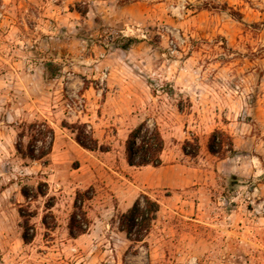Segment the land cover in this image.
<instances>
[{
  "label": "rangeland",
  "instance_id": "374dc122",
  "mask_svg": "<svg viewBox=\"0 0 264 264\" xmlns=\"http://www.w3.org/2000/svg\"><path fill=\"white\" fill-rule=\"evenodd\" d=\"M33 122L53 131L38 161L16 151ZM142 122L163 139L158 168L125 162ZM39 183L46 195L24 200ZM89 187L91 224L73 240ZM141 194L160 208L131 243L115 217ZM0 264H264V0H0Z\"/></svg>",
  "mask_w": 264,
  "mask_h": 264
},
{
  "label": "trees",
  "instance_id": "16d2710c",
  "mask_svg": "<svg viewBox=\"0 0 264 264\" xmlns=\"http://www.w3.org/2000/svg\"><path fill=\"white\" fill-rule=\"evenodd\" d=\"M135 42L133 39H126V46ZM223 133L215 131L210 135L207 148L209 152L215 154L222 147ZM26 137L28 141L22 152V139ZM19 143L16 145V151L22 154V158H28L31 161L44 159L51 150L53 142V131L45 123H29L23 124L21 130L17 134ZM75 142L84 150L93 152H107L106 147L99 146L97 140L91 134H85L82 131H77ZM39 145V147H37ZM164 150V142L158 128L153 125L149 127L146 122H142L133 128L124 142V159L129 167H146L158 168L161 161V153ZM35 151H38L35 154ZM184 151V149H183ZM41 187L46 188L45 183H39L30 195L28 188L23 186L20 188V194L24 200L31 201L37 197H44L46 192ZM94 191L91 187L85 190H77L74 195L72 211L68 217L66 230L67 236L70 239H76L87 233L91 221L87 216L88 203L93 199ZM46 213L41 218V224L44 228L49 229L55 226L50 209L51 203L44 205ZM159 204L151 199L148 195H139L131 207L124 213L115 217L117 229L131 243H141L149 235L150 229L156 220L159 212ZM19 216L23 219L21 240L23 243H29L33 235L28 233L29 221L22 211H19ZM50 217V222L47 221Z\"/></svg>",
  "mask_w": 264,
  "mask_h": 264
}]
</instances>
